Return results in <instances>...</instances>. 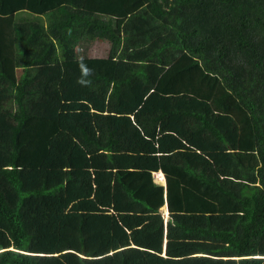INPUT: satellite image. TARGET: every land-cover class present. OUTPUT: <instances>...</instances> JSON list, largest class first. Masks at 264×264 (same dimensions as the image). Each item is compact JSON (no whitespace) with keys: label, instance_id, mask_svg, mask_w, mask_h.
<instances>
[{"label":"trees","instance_id":"trees-1","mask_svg":"<svg viewBox=\"0 0 264 264\" xmlns=\"http://www.w3.org/2000/svg\"><path fill=\"white\" fill-rule=\"evenodd\" d=\"M194 192L264 264V0H0V264L184 263Z\"/></svg>","mask_w":264,"mask_h":264},{"label":"crops","instance_id":"crops-1","mask_svg":"<svg viewBox=\"0 0 264 264\" xmlns=\"http://www.w3.org/2000/svg\"><path fill=\"white\" fill-rule=\"evenodd\" d=\"M97 39L91 40L92 45L89 48V52L91 51V49H94V41L96 42ZM105 41H104L105 44L110 48L109 45L110 42L107 40ZM90 57H103V56L99 55V56H90ZM191 149L195 150V147L191 146ZM158 172L163 174L162 170ZM158 172L153 173L154 179L156 183L163 185L165 187V192H167L166 176H164V182H161L157 179V176L155 175ZM230 178L232 179L233 188H235V191H237L238 188L240 187L236 184L235 181L242 182V184L247 183V181L243 179L244 177H242V175L239 176L234 174L230 176ZM194 184L196 186V182ZM209 194L195 195L194 192L193 196L194 198H197V201L193 200L194 203H192V206L185 208L184 211H180L177 214L178 219H181L182 217L186 216L187 219L196 218L199 221H197L198 223L195 221H191V222L183 221L182 225L184 226V230L177 229L172 232L173 236L176 237V241L182 243L180 250L182 254L175 257L171 256L175 258L176 261L183 259L184 263L189 262L190 264H228L230 260H234L238 258L237 256L229 255V253H220L222 250H224L221 247V241L216 238L208 236L207 233L205 234L204 230L209 228L216 231L226 230L234 234L240 235V230L235 226L236 225L234 222L235 218L233 220H225L227 219V216L230 213H232L231 207H234L233 204H230L228 201L221 199L219 196L215 195L214 193H209ZM213 195H215L216 197H212ZM198 199L205 200L203 202L204 205L201 206L200 204H198L197 203L199 201ZM210 202L213 204L212 208L210 207ZM162 210L165 212H163ZM161 211L164 217V224H165L162 256L165 257L168 256L167 242L170 232V229H168V224H167L168 219H170V212H169L170 210H169L168 202H166L161 207ZM132 246L136 247L135 244H133ZM120 250H123V248L122 249L120 248L114 252H110L109 254L111 255Z\"/></svg>","mask_w":264,"mask_h":264},{"label":"rangeland","instance_id":"rangeland-1","mask_svg":"<svg viewBox=\"0 0 264 264\" xmlns=\"http://www.w3.org/2000/svg\"><path fill=\"white\" fill-rule=\"evenodd\" d=\"M26 14L27 13V11L26 12H20L19 13V16H18V14H17V18L19 17V19H20V15H22V14ZM26 15H28V16H30V17H32V16H34V14H32V13H27ZM98 41V42H97ZM105 40L104 39H102V38H98L97 40H96V42L94 41V49H91V51L89 52V50H88V56L90 55V56H103V57H107L108 56V54H109V52H110V48H109V46H107L106 44H105V42H104ZM109 45H110V43H109ZM87 53V52H86ZM97 58V57H96ZM16 74H17V77H18V80H19V82L22 80V71H21V69H17V72H16ZM198 81H199V79L198 78H194L193 79V82H192V84L193 85H197L198 84ZM190 125H194V129L198 132V134L203 138L204 137V131L200 128V127H198V125L199 124H196V123H191ZM98 135H100V132H98ZM159 171H161V170H159ZM156 172H158V171H156ZM155 173V172H154ZM159 173V172H158ZM163 175L165 176V174L163 173ZM236 182V184L238 185V186H240L241 184H242V182H237V181H235ZM89 206H87L86 207V211H88L89 209ZM83 212V213H88V212ZM163 211V210H162ZM163 212H165V211H163ZM86 261H91V260H88V259H86ZM86 261H82V259L81 260H77V264H87L86 263ZM96 264H98V263H96ZM181 264H190L189 262H187V263H181Z\"/></svg>","mask_w":264,"mask_h":264},{"label":"clouds","instance_id":"clouds-1","mask_svg":"<svg viewBox=\"0 0 264 264\" xmlns=\"http://www.w3.org/2000/svg\"><path fill=\"white\" fill-rule=\"evenodd\" d=\"M156 175V174H155Z\"/></svg>","mask_w":264,"mask_h":264}]
</instances>
